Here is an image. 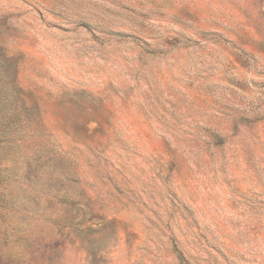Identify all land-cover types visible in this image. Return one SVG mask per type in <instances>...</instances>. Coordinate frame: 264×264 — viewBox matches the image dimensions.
I'll return each mask as SVG.
<instances>
[{"label":"rangeland","instance_id":"374dc122","mask_svg":"<svg viewBox=\"0 0 264 264\" xmlns=\"http://www.w3.org/2000/svg\"><path fill=\"white\" fill-rule=\"evenodd\" d=\"M0 264H264V0H0Z\"/></svg>","mask_w":264,"mask_h":264}]
</instances>
